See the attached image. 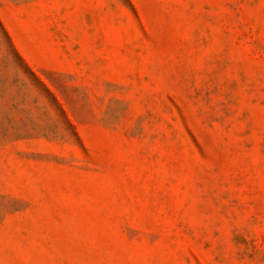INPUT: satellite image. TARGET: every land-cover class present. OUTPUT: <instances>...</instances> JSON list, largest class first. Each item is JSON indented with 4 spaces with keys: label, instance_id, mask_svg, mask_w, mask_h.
Instances as JSON below:
<instances>
[{
    "label": "rangeland",
    "instance_id": "obj_1",
    "mask_svg": "<svg viewBox=\"0 0 264 264\" xmlns=\"http://www.w3.org/2000/svg\"><path fill=\"white\" fill-rule=\"evenodd\" d=\"M0 264H264V0H0Z\"/></svg>",
    "mask_w": 264,
    "mask_h": 264
}]
</instances>
